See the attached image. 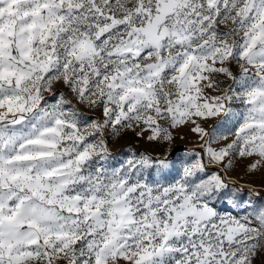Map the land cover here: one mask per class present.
<instances>
[{"label":"snow or ice","instance_id":"obj_1","mask_svg":"<svg viewBox=\"0 0 264 264\" xmlns=\"http://www.w3.org/2000/svg\"><path fill=\"white\" fill-rule=\"evenodd\" d=\"M163 122L264 163V0H0V264H253L264 206L219 210L243 201L200 153L172 180L167 156L112 163L109 128Z\"/></svg>","mask_w":264,"mask_h":264},{"label":"rangeland","instance_id":"obj_2","mask_svg":"<svg viewBox=\"0 0 264 264\" xmlns=\"http://www.w3.org/2000/svg\"><path fill=\"white\" fill-rule=\"evenodd\" d=\"M221 30H225L221 26ZM230 70L234 74L239 73L237 65H230ZM216 81L218 87L227 88L231 84V80L223 74H212L211 77ZM205 95L219 94L215 88H205ZM53 92H64L67 99L71 100L72 95L62 84H54ZM49 103L53 102L52 94L45 93ZM83 111L84 115L89 119L101 120L102 109H89L86 105L78 106ZM196 119V124H199L205 130L212 128L214 125L217 127L223 126L227 129L232 126V122L225 124L222 118L209 119L208 121ZM196 124L191 122L179 125L177 127H170L168 122H163V126L168 128L171 133V140H149L150 132L145 131L144 134L138 135L139 129L124 128L119 132L109 128L107 130V139L115 159L113 164L122 162L128 158L138 156L140 154L150 155L153 157H165L174 162L175 168L169 180L178 178L177 170L180 169L185 161L191 162L195 157V153H200L206 164L207 173H219L229 186L227 191L230 194H235L237 201H243L240 206H234L228 203L230 196L221 197L216 206L222 212H231L232 214L239 213L246 215L245 209L251 211V206H264V163L257 164L260 159L258 156H241L239 152L232 151L223 161L216 162L210 160L205 152V142L207 137L201 139L198 132L194 131ZM232 137L226 141L214 143L212 146L215 149L225 147L231 142ZM181 147V149H178ZM253 264H264V248H260L257 254L253 257Z\"/></svg>","mask_w":264,"mask_h":264},{"label":"water","instance_id":"obj_3","mask_svg":"<svg viewBox=\"0 0 264 264\" xmlns=\"http://www.w3.org/2000/svg\"><path fill=\"white\" fill-rule=\"evenodd\" d=\"M178 149H181V147H179Z\"/></svg>","mask_w":264,"mask_h":264}]
</instances>
